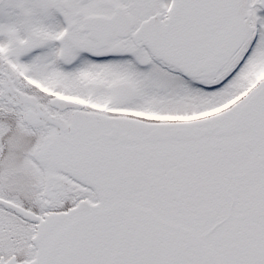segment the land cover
Segmentation results:
<instances>
[{"label":"snow or ice","instance_id":"6c2138e0","mask_svg":"<svg viewBox=\"0 0 264 264\" xmlns=\"http://www.w3.org/2000/svg\"><path fill=\"white\" fill-rule=\"evenodd\" d=\"M0 264H264V0H0Z\"/></svg>","mask_w":264,"mask_h":264}]
</instances>
